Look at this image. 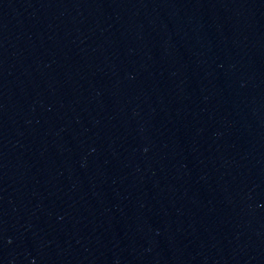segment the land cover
Returning a JSON list of instances; mask_svg holds the SVG:
<instances>
[{
    "label": "water",
    "instance_id": "1",
    "mask_svg": "<svg viewBox=\"0 0 264 264\" xmlns=\"http://www.w3.org/2000/svg\"><path fill=\"white\" fill-rule=\"evenodd\" d=\"M0 264H264V0H0Z\"/></svg>",
    "mask_w": 264,
    "mask_h": 264
}]
</instances>
